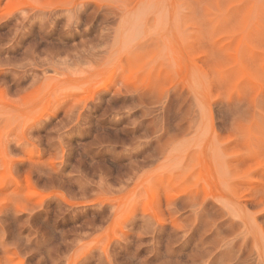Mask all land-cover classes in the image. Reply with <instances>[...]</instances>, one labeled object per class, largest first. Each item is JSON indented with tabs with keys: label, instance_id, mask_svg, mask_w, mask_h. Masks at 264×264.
<instances>
[{
	"label": "rangeland",
	"instance_id": "1",
	"mask_svg": "<svg viewBox=\"0 0 264 264\" xmlns=\"http://www.w3.org/2000/svg\"><path fill=\"white\" fill-rule=\"evenodd\" d=\"M0 264H264V0H0Z\"/></svg>",
	"mask_w": 264,
	"mask_h": 264
}]
</instances>
